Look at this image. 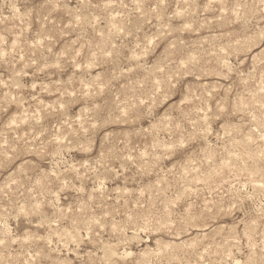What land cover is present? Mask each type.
<instances>
[{"label":"rangeland","instance_id":"obj_1","mask_svg":"<svg viewBox=\"0 0 264 264\" xmlns=\"http://www.w3.org/2000/svg\"><path fill=\"white\" fill-rule=\"evenodd\" d=\"M263 258L264 0H0V264Z\"/></svg>","mask_w":264,"mask_h":264},{"label":"bare ground","instance_id":"obj_2","mask_svg":"<svg viewBox=\"0 0 264 264\" xmlns=\"http://www.w3.org/2000/svg\"><path fill=\"white\" fill-rule=\"evenodd\" d=\"M253 158V157H252ZM245 171V170H244ZM251 171V170H250ZM66 234V233H65ZM111 254H112V252H111ZM112 257V256H111ZM253 258V257H252ZM148 259V258H147ZM264 259V258H263ZM251 260V259H250ZM259 260V259H258ZM248 261V260H247ZM263 261V260H262ZM254 263V262H253ZM249 264V263H248Z\"/></svg>","mask_w":264,"mask_h":264}]
</instances>
